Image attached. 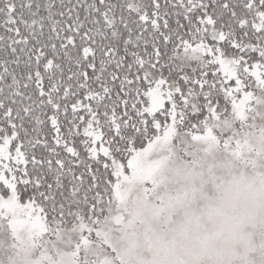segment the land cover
Returning a JSON list of instances; mask_svg holds the SVG:
<instances>
[{
    "label": "snow or ice",
    "instance_id": "6c2138e0",
    "mask_svg": "<svg viewBox=\"0 0 264 264\" xmlns=\"http://www.w3.org/2000/svg\"><path fill=\"white\" fill-rule=\"evenodd\" d=\"M262 108L264 0H0V227L119 222L154 156Z\"/></svg>",
    "mask_w": 264,
    "mask_h": 264
},
{
    "label": "rangeland",
    "instance_id": "374dc122",
    "mask_svg": "<svg viewBox=\"0 0 264 264\" xmlns=\"http://www.w3.org/2000/svg\"><path fill=\"white\" fill-rule=\"evenodd\" d=\"M257 115L260 121L238 147L224 148L213 133L190 147L177 146L171 159L163 152L153 157L163 163L151 192L143 183L133 185L155 209L145 229L152 239L142 248L122 244L133 227L125 211L129 196L120 206L119 222L104 218L106 224L93 220L90 226L46 234L6 210L11 228L6 226L8 234L0 235V264H264V218L251 211L229 217L221 227L228 209L215 203L224 178L264 184V108ZM234 123L220 129L223 135L235 130ZM181 174L186 178L180 179ZM98 227L104 231L97 233Z\"/></svg>",
    "mask_w": 264,
    "mask_h": 264
},
{
    "label": "clouds",
    "instance_id": "9594fccd",
    "mask_svg": "<svg viewBox=\"0 0 264 264\" xmlns=\"http://www.w3.org/2000/svg\"><path fill=\"white\" fill-rule=\"evenodd\" d=\"M176 167L182 173V166L176 165ZM185 178L186 176L183 174L180 175V179ZM215 203L226 206L228 209L225 217L220 221L221 227H226L229 217L243 215L251 211L258 212L261 218H264V184L252 185L251 182L235 176L231 179L224 178L219 185L218 198ZM125 211L133 227L122 244L126 248L134 245L138 250L143 247L144 243L152 239L147 235L145 229L152 224L155 209L143 195L142 189L136 185L130 189V199Z\"/></svg>",
    "mask_w": 264,
    "mask_h": 264
},
{
    "label": "trees",
    "instance_id": "16d2710c",
    "mask_svg": "<svg viewBox=\"0 0 264 264\" xmlns=\"http://www.w3.org/2000/svg\"><path fill=\"white\" fill-rule=\"evenodd\" d=\"M234 127H235V123H234ZM221 135H216L217 138H222L223 139V133L221 130H219ZM231 131V130H230ZM258 131V130H257ZM248 132H245L244 135H247ZM258 134V133H257ZM93 223V220L90 218H87L86 215L85 216H76L75 218L73 217H69L66 219V222L64 223V225L62 226V228H65L67 230H72L75 229L77 226L81 225V224H87V225H91ZM8 234V231L6 230V226L4 227H0V235H6Z\"/></svg>",
    "mask_w": 264,
    "mask_h": 264
}]
</instances>
